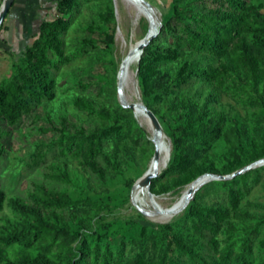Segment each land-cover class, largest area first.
I'll use <instances>...</instances> for the list:
<instances>
[{
  "label": "trees",
  "instance_id": "16d2710c",
  "mask_svg": "<svg viewBox=\"0 0 264 264\" xmlns=\"http://www.w3.org/2000/svg\"><path fill=\"white\" fill-rule=\"evenodd\" d=\"M207 1L173 0L160 34L140 60L146 106L157 116L154 107L167 100L177 118L169 127L171 158L165 172L152 180L153 194L164 176L176 177L164 188L168 192L202 175L232 174L264 158V0H209L210 6ZM55 4L60 16L41 23L38 36L16 58L13 73L0 83V161L6 134L1 123L19 125L37 106L54 101L63 67L95 43L65 50L66 29L82 6L94 4L101 25L115 19L113 0ZM112 39L106 35L107 47ZM104 78L105 83L75 85L81 95L72 101L78 112L73 121L67 114L56 121L47 112L49 125L38 131L52 132V137L40 140L25 163L53 159L45 177L68 187L36 183L28 202L7 199L0 185V212L8 205L13 214L0 224V264H264V210L243 202L264 166L206 183L169 223H149L141 214L122 226L95 222L109 203L85 193L81 177L63 170L56 159H73L105 181L152 144L132 110L112 96L116 80ZM197 85L230 96L245 119L235 106L218 105L212 95L204 104L195 101L190 92ZM218 141L225 145L222 153L213 151ZM134 183H125L128 193ZM79 192L83 196H76Z\"/></svg>",
  "mask_w": 264,
  "mask_h": 264
},
{
  "label": "rangeland",
  "instance_id": "374dc122",
  "mask_svg": "<svg viewBox=\"0 0 264 264\" xmlns=\"http://www.w3.org/2000/svg\"><path fill=\"white\" fill-rule=\"evenodd\" d=\"M146 1L154 7L155 17L161 32L164 15L170 10L173 0ZM3 2L4 0H0V9ZM113 2L115 10L114 21L108 22L105 26L101 25L96 6L94 4L84 5L81 11L74 16L73 23L66 29L64 35L66 52L74 51L87 42L94 41L95 43L93 45L91 43L87 47L88 52L83 56L63 67L59 81L61 86L57 91L56 99L46 104L45 107L37 106L33 113L26 116L19 125L10 126L6 123H1L6 134L4 137V154L2 161H0V185L6 191L7 199L11 200L21 197L28 202H32L29 194L34 190L36 183H43L50 188L57 189L68 187L66 183L45 177V174L50 172L53 159H49L46 162L30 163V165L25 163L29 155L36 151L40 140L48 141L52 137V132L42 134L38 131L39 127L49 125L46 117L47 112L51 111L56 121L62 114H67L72 121L74 120V115L78 112L72 101L75 97L81 95V92L75 88L79 81H102L105 83L106 79L104 78L103 80V77L106 76L110 77L111 80L115 79L116 89L112 96L117 97L120 102L118 75L121 65L135 44L146 36L150 28V22L148 16L133 1L113 0ZM207 2L210 6L209 0ZM59 16L55 3L49 4L46 0H16L0 27V83L13 73L16 58L38 36L41 23L45 20H54ZM97 27H101L103 34ZM108 34H112L113 39L107 47L106 35ZM139 64L140 61L130 63L129 68L125 72L123 90L128 103L145 104L139 79ZM173 73L172 75H174ZM92 89L96 91L99 89V85H93ZM190 94L200 104L208 102L209 96L212 95L217 99L218 105L223 107L235 106L239 111L240 119H245V112L235 100L226 94L215 92L204 85L194 86ZM154 109H156L157 117L163 127L165 144L170 150L171 158L172 143L169 136V127L175 125L177 118L170 112L167 100L157 104ZM132 112L139 124L146 130L153 145H147L146 151H136L135 156L129 160L128 164L123 166L121 174H109L105 181H101L82 170L73 159L68 157L56 159V163L63 170H68L73 177L75 175L81 177L82 189L85 193L109 203L110 208L101 212L96 218L95 222L97 224L117 223L122 226L126 221L139 220L140 214L149 223L165 224L172 222L183 211L168 216L162 215V213L156 212L154 205L164 210L171 208L194 182L165 192L163 191L164 188L174 184L173 181H176V177L164 176L156 194H153L154 204L151 202L147 192L143 193L142 189L137 195L138 201L135 200L134 185L149 170L155 154V145L152 141V128L146 120H142L140 116H137L134 110ZM36 115L40 117V120L35 118ZM81 118L86 119L82 115ZM213 151L216 153L225 151L224 143L218 141L213 146ZM167 166L161 167L160 175L165 172ZM132 180L135 183L128 193L125 183ZM76 196L83 195L79 192L76 193ZM246 201L255 204L256 208L260 207V211L264 210V170L261 172L259 183L252 187L243 202ZM138 206L149 215H144L138 209ZM12 216L11 209L6 205L4 210L0 212V224L3 222V218Z\"/></svg>",
  "mask_w": 264,
  "mask_h": 264
},
{
  "label": "water",
  "instance_id": "95a60500",
  "mask_svg": "<svg viewBox=\"0 0 264 264\" xmlns=\"http://www.w3.org/2000/svg\"><path fill=\"white\" fill-rule=\"evenodd\" d=\"M133 1L149 18L150 22V28L146 36L136 45L134 50H131L127 57L124 59L122 65H121V70L118 75V93H119V99L124 108L131 109V110H136V109H141L143 110L147 117L150 119L151 122V128L153 130V138L152 141L155 145V154L153 161L151 163V166L149 170L144 174L143 177H141L134 185V191L137 188H141L142 192H147L148 196L151 199V202L154 204V195L151 192V182L153 179L157 178L160 176V170L162 166H167L166 164H163L162 156H161V147L165 146L168 151L169 148H167L165 144V134L163 131V127L156 116V114L149 109L144 103H128V101L125 98L124 95V79H125V72L128 66V63L130 61V58L133 56V54H137L139 56V59H141L142 54L144 52V49L158 36L160 33V26L157 22V18L155 17V12H154V7L151 3H149L146 0H131ZM16 0H4L3 5L0 9V27L2 26L4 20L6 19L7 15L10 12V9L13 7L14 3ZM169 157H170V152H169ZM170 160V158H169ZM264 166V158L260 159L250 165H247L240 170L228 174V175H217V174H212L208 173L205 175L200 176L197 178L188 188L185 199L183 201V204L179 209H177L174 213H180L184 211L190 201L193 199L195 193L206 183L214 180H230L233 179L234 177L238 175H242L248 171H251L253 169L259 168ZM154 208L157 213H162L165 214L169 212L170 210L166 209H161L154 205ZM138 209L144 214V215H149L145 211H143L139 206Z\"/></svg>",
  "mask_w": 264,
  "mask_h": 264
},
{
  "label": "bare ground",
  "instance_id": "6f19581e",
  "mask_svg": "<svg viewBox=\"0 0 264 264\" xmlns=\"http://www.w3.org/2000/svg\"><path fill=\"white\" fill-rule=\"evenodd\" d=\"M141 10V9H140ZM143 12V11H142ZM140 42V41H139ZM138 42V43H139ZM136 43L135 46L131 49V50H134V48L136 47V45L138 44ZM138 59V60H137ZM141 59H139V56L137 54H133V56L130 58V61L128 63V66H127V69L129 68L130 66V63H133V62H136V61H140ZM126 69V70H127ZM135 113L137 116H140L142 118V120H146L147 123L149 124V126L151 127V122H150V119L147 117L146 113L141 110V109H136L135 110ZM165 141V140H164ZM161 147V156H162V160H163V164H168L169 163V151L166 149L165 146H162L160 145ZM141 190V188H137L135 191H134V198L135 200L138 201L137 199V195L139 193V191ZM188 190V189H187ZM187 190H185V192L182 194L181 198L179 199V201L174 205L172 206L171 208H168V210H170L169 212L165 213V215H172V214H175L174 212L179 209L181 207V205L183 204V201L185 199V196H186V193H187ZM166 210V209H165ZM160 214V213H159ZM163 215V214H162Z\"/></svg>",
  "mask_w": 264,
  "mask_h": 264
},
{
  "label": "crops",
  "instance_id": "0c3cea01",
  "mask_svg": "<svg viewBox=\"0 0 264 264\" xmlns=\"http://www.w3.org/2000/svg\"><path fill=\"white\" fill-rule=\"evenodd\" d=\"M49 4L56 3L58 0H46Z\"/></svg>",
  "mask_w": 264,
  "mask_h": 264
}]
</instances>
